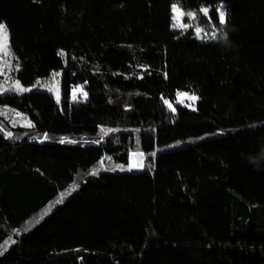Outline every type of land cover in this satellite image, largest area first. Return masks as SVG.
Here are the masks:
<instances>
[{"label":"trees","instance_id":"trees-1","mask_svg":"<svg viewBox=\"0 0 264 264\" xmlns=\"http://www.w3.org/2000/svg\"><path fill=\"white\" fill-rule=\"evenodd\" d=\"M0 23L30 88L0 107L32 125L0 124L42 138L0 126V264H264V0H0ZM183 91L196 109L167 105ZM103 159L116 169L19 232Z\"/></svg>","mask_w":264,"mask_h":264},{"label":"rangeland","instance_id":"rangeland-1","mask_svg":"<svg viewBox=\"0 0 264 264\" xmlns=\"http://www.w3.org/2000/svg\"><path fill=\"white\" fill-rule=\"evenodd\" d=\"M175 24L179 27L186 28L192 23L190 21H193L195 15L194 14H188V22L184 21L185 13L178 7H175ZM3 24V23H2ZM199 30V31H198ZM197 32L200 36V38H207L210 36L215 35V32L209 33V31H204L202 27H197ZM212 33V34H211ZM14 64L13 61V54L10 49V43H9V32L6 27V31L3 34H0V94L5 93H19V92H25L21 89H28L25 88L12 74V66ZM40 87V86H35ZM46 89L53 92V94L58 97L60 94V81L57 76L53 77V79L50 82H47L43 85ZM33 89V88H32ZM186 94V95H184ZM74 97H84V91L81 89V87H75L73 90ZM192 95H195L194 93L190 92H178L176 96L175 102L168 101L167 105L172 109L175 110V104H182L187 106L188 108L194 110L196 109V104L198 102V99L195 101H192L189 97ZM0 118H3L7 121V124L9 126H23V127H30L32 125L31 121L28 119V116L16 109L10 108V107H0ZM1 126V124H0ZM3 130L6 131L7 136L9 137H25L30 136L34 137L38 140H41L42 138L35 136V135H28V133H25L23 135H16L13 134L11 131H8L4 126H1ZM110 129L103 128L101 135L99 136V141L103 142L105 138L110 134ZM230 132H233L232 130H227L225 132H218L212 135H205L199 138H191L185 141H178L173 143L172 145H169L162 149L163 151H169V150H177L181 149L187 146H190L192 144H195L197 142H200L202 140H205L207 138L213 137V136H220L224 134H228ZM44 139V138H43ZM137 152L140 153V150L131 151L129 154V165L127 167V170L129 171H136L141 170L144 168L146 157L144 154H142V161L141 166H134L131 162V154ZM117 166H115L111 160L109 159H103L97 167H95L90 172L84 173L79 172L76 175L75 182L66 190L64 191L57 200L50 203L47 207H45L42 211L39 213L33 215L30 217L25 224L20 228L19 232H24L29 229H31L35 224L39 222V220L50 214V212L57 206L61 205L66 198H68L70 195H72L74 192H76L81 186H83L85 183L93 181L94 177L101 171L109 170V169H116ZM14 241V238L11 237L7 239L1 246H0V253L3 252L10 244H12Z\"/></svg>","mask_w":264,"mask_h":264},{"label":"snow or ice","instance_id":"snow-or-ice-1","mask_svg":"<svg viewBox=\"0 0 264 264\" xmlns=\"http://www.w3.org/2000/svg\"><path fill=\"white\" fill-rule=\"evenodd\" d=\"M173 9H174V11L176 10L175 9V6H173ZM204 11H206V10H204ZM219 20H220V23L221 24H224L225 22H226V20H225V13L223 12V11H220L219 12ZM175 26V25H174ZM5 31H6V26L4 25V24H2V23H0V34H3V33H5ZM199 31V30H198ZM62 54V53H61ZM22 91H27L28 89H21ZM184 95H186V94H184ZM192 101H195V100H197L198 99V97H196L195 95H192L191 97H189ZM166 103H167V101H166Z\"/></svg>","mask_w":264,"mask_h":264},{"label":"bare ground","instance_id":"bare-ground-1","mask_svg":"<svg viewBox=\"0 0 264 264\" xmlns=\"http://www.w3.org/2000/svg\"><path fill=\"white\" fill-rule=\"evenodd\" d=\"M142 154L134 152L131 154V162L134 166H141Z\"/></svg>","mask_w":264,"mask_h":264},{"label":"clouds","instance_id":"clouds-1","mask_svg":"<svg viewBox=\"0 0 264 264\" xmlns=\"http://www.w3.org/2000/svg\"><path fill=\"white\" fill-rule=\"evenodd\" d=\"M223 40H224L225 43H228L227 33L226 32L223 34ZM229 46H230V44H229ZM252 162H256V161H252Z\"/></svg>","mask_w":264,"mask_h":264},{"label":"water","instance_id":"water-1","mask_svg":"<svg viewBox=\"0 0 264 264\" xmlns=\"http://www.w3.org/2000/svg\"><path fill=\"white\" fill-rule=\"evenodd\" d=\"M140 153L144 154L142 151H140Z\"/></svg>","mask_w":264,"mask_h":264}]
</instances>
